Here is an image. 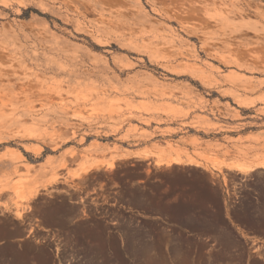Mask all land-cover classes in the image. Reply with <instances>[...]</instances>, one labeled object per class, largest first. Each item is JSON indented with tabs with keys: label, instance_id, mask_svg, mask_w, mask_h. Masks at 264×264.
<instances>
[{
	"label": "rangeland",
	"instance_id": "1",
	"mask_svg": "<svg viewBox=\"0 0 264 264\" xmlns=\"http://www.w3.org/2000/svg\"><path fill=\"white\" fill-rule=\"evenodd\" d=\"M261 165L264 0H0V213L66 200L97 264L159 258L161 235L199 264L201 224L264 245Z\"/></svg>",
	"mask_w": 264,
	"mask_h": 264
},
{
	"label": "snow or ice",
	"instance_id": "2",
	"mask_svg": "<svg viewBox=\"0 0 264 264\" xmlns=\"http://www.w3.org/2000/svg\"><path fill=\"white\" fill-rule=\"evenodd\" d=\"M261 179L264 182V178ZM89 214L66 200L52 201L39 209L33 205L31 211L23 216L13 217L11 211L0 213V264H5L3 257L8 249H13L17 253L13 264H63L62 253L65 247L85 250L80 253L85 258L81 259L79 264H97L96 260L91 259L88 251L91 245L83 241L80 234V230L88 223L86 216ZM37 220L39 223L36 222ZM107 223L110 225L111 220ZM30 224L32 234L28 232ZM223 227L213 223L201 224L193 233L197 238L199 253L203 257L199 264H264V245L258 251L248 247L251 241L245 242L244 237L253 233L246 226L240 225L244 229L243 236L235 228L228 226L227 231H224ZM108 230L102 223L101 235ZM110 230L115 232L117 229ZM256 234L264 237V227ZM14 238L17 243L12 242ZM135 239L131 234L126 235L125 248L131 247ZM56 244L60 245L59 260L56 256ZM165 244L169 246L168 254L164 253ZM157 252L159 258L151 256L150 252H145L142 261L138 264H170L167 256L173 255L174 249L163 235L159 237ZM105 264H115V262L106 261ZM174 264H192V262L182 257L175 259Z\"/></svg>",
	"mask_w": 264,
	"mask_h": 264
},
{
	"label": "trees",
	"instance_id": "3",
	"mask_svg": "<svg viewBox=\"0 0 264 264\" xmlns=\"http://www.w3.org/2000/svg\"><path fill=\"white\" fill-rule=\"evenodd\" d=\"M31 13H35V14H37L40 17H44V18H46L48 20H51V18L49 16L42 15V14L38 13L37 11L31 10V9L24 10L23 14H22V16L20 18L21 19H29Z\"/></svg>",
	"mask_w": 264,
	"mask_h": 264
},
{
	"label": "bare ground",
	"instance_id": "4",
	"mask_svg": "<svg viewBox=\"0 0 264 264\" xmlns=\"http://www.w3.org/2000/svg\"><path fill=\"white\" fill-rule=\"evenodd\" d=\"M176 162V164L177 163H179L178 161H175ZM257 166H259V165H257ZM261 166H263L264 167V165H261ZM238 167V166H237ZM237 169H239V170H241V171H243L244 173H247V172H249L250 170H252L253 169V167H251V168H246V167H244V165H243V167L241 168H237Z\"/></svg>",
	"mask_w": 264,
	"mask_h": 264
},
{
	"label": "crops",
	"instance_id": "5",
	"mask_svg": "<svg viewBox=\"0 0 264 264\" xmlns=\"http://www.w3.org/2000/svg\"><path fill=\"white\" fill-rule=\"evenodd\" d=\"M175 128H177V127H175ZM183 137V136H182ZM242 137H247V135H244V136H242ZM176 139H174V140H179V138H181V136H179V135H176V137H175ZM188 147V146H187ZM189 149H190V147H189ZM192 150V149H191Z\"/></svg>",
	"mask_w": 264,
	"mask_h": 264
}]
</instances>
